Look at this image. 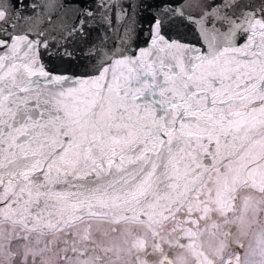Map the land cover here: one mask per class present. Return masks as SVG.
<instances>
[{
	"label": "snow or ice",
	"instance_id": "obj_1",
	"mask_svg": "<svg viewBox=\"0 0 264 264\" xmlns=\"http://www.w3.org/2000/svg\"><path fill=\"white\" fill-rule=\"evenodd\" d=\"M262 212L264 0H0V264H264Z\"/></svg>",
	"mask_w": 264,
	"mask_h": 264
},
{
	"label": "flooded vegetation",
	"instance_id": "obj_2",
	"mask_svg": "<svg viewBox=\"0 0 264 264\" xmlns=\"http://www.w3.org/2000/svg\"><path fill=\"white\" fill-rule=\"evenodd\" d=\"M253 195H254V199H256V200L260 199L259 194H253ZM260 221H261L262 224H264V212H262L261 215H260ZM255 230H256V225H253L251 231H255ZM249 239H251V233H250ZM207 246L209 248H215L216 242L212 238H208ZM251 259L253 261H258L260 259V257L257 255L255 257H252Z\"/></svg>",
	"mask_w": 264,
	"mask_h": 264
}]
</instances>
